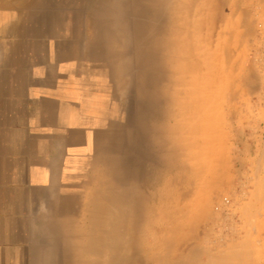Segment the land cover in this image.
Segmentation results:
<instances>
[{
    "label": "rangeland",
    "instance_id": "rangeland-1",
    "mask_svg": "<svg viewBox=\"0 0 264 264\" xmlns=\"http://www.w3.org/2000/svg\"><path fill=\"white\" fill-rule=\"evenodd\" d=\"M117 5L123 43L110 66L123 117L71 226L80 262L107 226L139 230L142 256L149 247L159 264H264V0Z\"/></svg>",
    "mask_w": 264,
    "mask_h": 264
},
{
    "label": "crops",
    "instance_id": "crops-1",
    "mask_svg": "<svg viewBox=\"0 0 264 264\" xmlns=\"http://www.w3.org/2000/svg\"><path fill=\"white\" fill-rule=\"evenodd\" d=\"M119 2L0 0V264L81 263L71 226L123 117Z\"/></svg>",
    "mask_w": 264,
    "mask_h": 264
},
{
    "label": "bare ground",
    "instance_id": "bare-ground-1",
    "mask_svg": "<svg viewBox=\"0 0 264 264\" xmlns=\"http://www.w3.org/2000/svg\"><path fill=\"white\" fill-rule=\"evenodd\" d=\"M131 21V20H130ZM155 26V25H154ZM131 30V29H130ZM132 41V40H131ZM133 53V52H132ZM132 64H133V62H132ZM132 68V67H131ZM131 74V73H130ZM131 76H132V74H131ZM150 78V77H149ZM133 79V78H132ZM153 79V78H152ZM152 85V84H151ZM120 92H122V91H120ZM133 92V91H132ZM123 93V92H122ZM160 95V94H159ZM128 99V98H127ZM158 100V99H157ZM133 101V100H132ZM135 101V100H134ZM131 102V101H130ZM148 105V104H147ZM135 109V108H134ZM136 114V113H135ZM141 117V116H140ZM134 124V123H133ZM117 126H119V125H117ZM120 127V126H119ZM124 127V126H123ZM127 127V126H126ZM136 126H134V128H135ZM133 130V129H132ZM121 131V130H120ZM130 133V132H129ZM135 133V132H134ZM134 133H132V134H134ZM125 134H126V132H125ZM136 134V133H135ZM127 135V134H126ZM130 135V134H129ZM123 138V137H122ZM126 138V137H125ZM132 139H134V138H132ZM110 145V144H109ZM136 146V145H135ZM109 147V146H108ZM116 149V148H115ZM137 149V148H136ZM116 152V151H115ZM135 153V152H134ZM117 154V153H116ZM91 157V156H90ZM99 160V159H98ZM124 162V161H123ZM100 164V163H99ZM120 164H122V162L120 163ZM116 165V164H115ZM118 165V164H117ZM106 167V166H105ZM113 167H115V166H113ZM120 167H121V165H120ZM94 168V167H93ZM121 170V169H120ZM123 171V169L121 170V172ZM125 171V170H124ZM118 172V171H117ZM112 174V173H111ZM116 174V173H115ZM123 174V173H122ZM108 175V174H107ZM93 176V175H92ZM111 177H112V175H110ZM114 176V175H113ZM97 177V176H96ZM91 179V178H90ZM93 179V178H92ZM104 179V178H103ZM127 179V178H126ZM131 179V178H130ZM112 180V179H111ZM110 180V181H111ZM130 181V180H129ZM128 181V182H129ZM83 182V181H82ZM117 182V181H116ZM84 183V182H83ZM98 183V182H97ZM105 183V182H104ZM116 184H118L119 186L121 185V184H119V182H117ZM99 185V184H98ZM107 185V184H106ZM127 185V184H126ZM81 186V185H80ZM98 187V186H97ZM89 188V187H88ZM86 189V188H85ZM123 189V188H122ZM125 189V188H124ZM128 189V188H127ZM131 189V188H130ZM129 189V190H130ZM135 189V188H134ZM83 190V189H82ZM129 190H127V192L129 191ZM101 191H103V190H101ZM125 191V190H124ZM132 191H134V190H132ZM81 192V191H80ZM115 192H116V190H115ZM131 192V191H130ZM129 193V192H128ZM133 192H131V194H132ZM134 193H135V191H134ZM133 193V195H135ZM130 194V193H129ZM93 196H95L94 195V193H93ZM127 196V195H126ZM132 197V196H131ZM134 197V196H133ZM132 197V198H133ZM126 198V197H125ZM128 198V197H127ZM130 198V197H129ZM135 198V197H134ZM77 199V198H76ZM75 199V200H76ZM118 199V198H117ZM84 200V199H83ZM110 200V199H109ZM112 200V199H111ZM110 200V201H111ZM129 200V199H128ZM137 201H139L138 199H136ZM120 201H122V200H120ZM124 201V200H123ZM122 201V202H123ZM134 201V200H133ZM132 201V204L134 203ZM119 201L118 200H116L115 199V205L117 206V203H118ZM128 202V201H127ZM138 203V202H137ZM94 204V203H93ZM122 204V203H121ZM135 204H136V202H135ZM78 205V204H77ZM80 205V204H79ZM115 205H112L113 206V209H114V207H116ZM126 205V204H125ZM131 205V204H130ZM82 206V205H81ZM96 206H97V204H96ZM109 206H111L110 204H109ZM112 206H111V208H112ZM124 206V205H123ZM121 207V208H125V207ZM129 206V205H128ZM132 206V205H131ZM94 207H95V205H94ZM87 208V207H86ZM97 208V207H96ZM134 208H136V207H134ZM113 209H110V210H113ZM129 209H130V207H129ZM137 209V208H136ZM115 210V209H114ZM125 210L127 211V208H125ZM133 210V209H132ZM96 211V210H95ZM120 211V210H119ZM139 211V210H138ZM121 213H126L127 214V212H124V211H122V209H121V211H120ZM131 212H133V211H131ZM90 213H92L91 211H90ZM113 213H116L115 211H113ZM120 213V214H121ZM139 213V212H138ZM75 214V213H74ZM125 214V215H126ZM134 214V213H133ZM132 214V215H133ZM136 214H137V212H136ZM114 215V214H113ZM112 215V216H113ZM128 215V214H127ZM131 214H130V216H132ZM141 215H142V213H141ZM89 216V215H88ZM93 216V215H92ZM95 216V215H94ZM122 216H124V214H122ZM121 216V217H122ZM85 217V216H84ZM109 217H111V215L109 216ZM116 217V216H115ZM93 218H95V217H93ZM127 218H128V216H127ZM139 218H140V216H139ZM85 219V218H84ZM92 219V218H91ZM110 219V218H109ZM122 220H123V218H121ZM132 219H134V218H132ZM130 221H131V219H130ZM130 221H129V218H128V224H130ZM123 222V221H122ZM132 222H134V220H132ZM127 223V222H126ZM92 224H93V222H92ZM105 224H107L106 223V221H105ZM128 224L126 225V227H125V229L128 227ZM132 224H130V226H131ZM119 226H120V222L118 221V220H115L114 219V223L111 225V227H112V229H119ZM133 226H134V223H133ZM132 226V230H133V228L136 226V228H139L137 225H135L134 227ZM78 227V226H77ZM91 227H92V225H91ZM105 227V226H104ZM104 227H103V229H104ZM129 228V227H128ZM135 228V229H136ZM77 229V228H76ZM95 229V228H94ZM107 229H108V227L106 226V228H105V230H104V235L103 236H99L98 238H96V239H94V240H91V242H90V248H89V250H88V255H89V259H88V261L86 262V264H159V262H160V260H161V262H162V259H160L159 257H151V254H148V249H149V247H147L146 248V252H145V258L142 256V254H143V252L142 251H140V249H141V247H140V249L138 248V246H137V244H136V242H138V239L136 238V235L134 234V231L136 232V234H138V231L139 230H134V231H132L131 232V230L129 229L128 231H129V233H123L124 235H121L119 232H117V231H111V229H110V231L108 232L107 231ZM120 230V229H119ZM77 231V230H76ZM74 232V231H73ZM97 232V231H96ZM100 232V231H99ZM133 233V234H132ZM99 235V234H98ZM134 237H133V236ZM78 237V236H77ZM89 237H91V236H89ZM88 239V238H87ZM137 239V240H136ZM88 240H90V239H88ZM89 242V241H88ZM86 244V243H85ZM88 244V243H87ZM86 244V245H87ZM138 244H140V243H138ZM172 244V243H171ZM177 244V243H176ZM199 245V244H198ZM140 246V245H139ZM170 248H172V246L170 247ZM176 248H177V246H176ZM175 248V249H176ZM174 249V250H175ZM184 249V248H183ZM191 249V248H190ZM142 250V249H141ZM170 250V249H169ZM201 251H202V249H201ZM203 251H205V250H203ZM135 252V254H133ZM224 252V251H223ZM147 253V254H146ZM209 253V252H208ZM207 253V254H208ZM216 253H218V252H216ZM219 253H221L220 255H224V253H222V251H219ZM218 253V254H219ZM188 254V253H187ZM213 254V253H212ZM212 254H210V256L212 255ZM174 255H176V254H174ZM218 256V255H217ZM197 257V256H196ZM196 257H195V259H196ZM208 257H209V254H208ZM220 257H222V256H220ZM232 257V256H231ZM230 257V258H231ZM80 258V257H79ZM153 258H154V260H153ZM213 259H214V257H212ZM216 258H218V257H216ZM226 259V258H225ZM227 259H229V258H227ZM226 259V260H227ZM74 260V259H73ZM72 260V261H73ZM173 260V259H172ZM200 260V259H199ZM209 261H210V259H208ZM79 261L80 260H78V263H79ZM174 261V260H173ZM217 261V260H216ZM215 261V262H216ZM50 262V261H49ZM219 262V261H218ZM229 262V261H228ZM51 263V262H50ZM193 263V262H192ZM199 263V262H198ZM201 263V262H200ZM211 263H213V262H211ZM210 263V264H211ZM222 263V262H221ZM74 264V263H73ZM80 264H82V262L80 263ZM84 264V263H83ZM162 264V263H161ZM204 264V263H203ZM209 264V263H208ZM213 264H216V263H213ZM220 264V263H219Z\"/></svg>",
    "mask_w": 264,
    "mask_h": 264
}]
</instances>
